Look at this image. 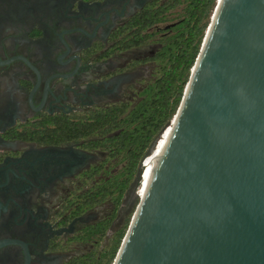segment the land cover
I'll return each instance as SVG.
<instances>
[{"label": "flooded vegetation", "instance_id": "af4514ba", "mask_svg": "<svg viewBox=\"0 0 264 264\" xmlns=\"http://www.w3.org/2000/svg\"><path fill=\"white\" fill-rule=\"evenodd\" d=\"M166 1L0 0V264H79L93 250L79 238L108 203L69 218L114 168L92 143L115 132L65 140V125L82 134L142 101L162 50L140 58L147 43L123 46L133 18Z\"/></svg>", "mask_w": 264, "mask_h": 264}, {"label": "water", "instance_id": "95a60500", "mask_svg": "<svg viewBox=\"0 0 264 264\" xmlns=\"http://www.w3.org/2000/svg\"><path fill=\"white\" fill-rule=\"evenodd\" d=\"M170 125L113 264H264V0H217Z\"/></svg>", "mask_w": 264, "mask_h": 264}, {"label": "trees", "instance_id": "16d2710c", "mask_svg": "<svg viewBox=\"0 0 264 264\" xmlns=\"http://www.w3.org/2000/svg\"><path fill=\"white\" fill-rule=\"evenodd\" d=\"M216 4L217 0H167L161 7L149 8L135 16L131 29L137 30L125 40L123 50L147 43L152 38L151 29L165 22L169 12L184 7L185 18L173 26L174 35L169 44L153 58L167 63L160 78L148 87L142 101L130 111L117 106L107 115L99 114L96 122L83 126L82 134L77 132V126L70 132L69 125L75 124L66 123L65 140H78L96 132L105 137L114 131V137L93 142L92 146L109 151L110 162L118 159L124 164L118 173L113 172L112 167V171L111 168L105 171L97 188L83 195L82 204L69 218L79 217L104 203L114 206L115 210L108 217L81 233V241L98 247L105 241L153 143L177 114ZM127 229L126 226L113 228L104 249L98 252L93 248L79 264H113Z\"/></svg>", "mask_w": 264, "mask_h": 264}, {"label": "rangeland", "instance_id": "374dc122", "mask_svg": "<svg viewBox=\"0 0 264 264\" xmlns=\"http://www.w3.org/2000/svg\"><path fill=\"white\" fill-rule=\"evenodd\" d=\"M186 16V13L184 11V7L177 8L171 12L168 13L167 19L162 24H159L157 27L151 29L149 31L150 34H152V38L147 42V44L141 48L138 51H134L132 53V57L139 56L140 58L146 57L149 58L153 53L158 52L159 50H163L165 46L169 44V39L174 35V32L172 31V28L174 25L178 24L181 20H183ZM141 53V55H138ZM157 61V60H156ZM148 64L145 66V68L148 69V75L143 78L145 80L142 84H149L154 83L155 80L160 78L165 66L166 61H157L154 62V60L148 59ZM153 62V63H152ZM148 161V160H147ZM147 163V162H146ZM114 170L113 172H119L124 167L123 163H120L117 159L113 165ZM136 191V180L132 183L130 189L128 190L123 205L120 207V210L117 213L116 220L114 221L113 227L119 228L126 226L129 228L130 223L132 221V218L134 216V213L136 211V208L140 202V199L142 198V185L140 188V191H138V196L135 194ZM115 210L114 206L112 204H106L105 206L99 207L96 211L99 218H103L111 214ZM128 230V229H127ZM113 231L112 229L108 232V235L106 236L105 241L102 243L101 246H94V249L96 251L101 252L104 247L108 244L109 238L112 236ZM91 248V247H89ZM82 252H86L87 248H82Z\"/></svg>", "mask_w": 264, "mask_h": 264}, {"label": "bare ground", "instance_id": "6f19581e", "mask_svg": "<svg viewBox=\"0 0 264 264\" xmlns=\"http://www.w3.org/2000/svg\"><path fill=\"white\" fill-rule=\"evenodd\" d=\"M171 127V128H170ZM163 133V136L160 137L158 140L156 146L154 147L152 153L145 159L144 164H143V176L141 178V184L140 188L142 185V197L146 194L151 181L154 176V172L156 171V167L159 163L160 156L162 155L163 151L165 150L169 139L172 134V125ZM148 160V161H147ZM147 162V163H146ZM140 188L138 191H140Z\"/></svg>", "mask_w": 264, "mask_h": 264}]
</instances>
